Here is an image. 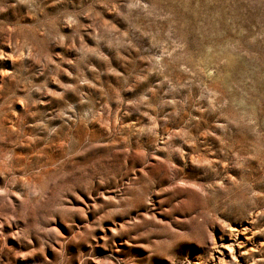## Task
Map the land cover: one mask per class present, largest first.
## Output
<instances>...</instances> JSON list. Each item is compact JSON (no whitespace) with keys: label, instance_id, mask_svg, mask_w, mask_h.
Masks as SVG:
<instances>
[{"label":"rangeland","instance_id":"374dc122","mask_svg":"<svg viewBox=\"0 0 264 264\" xmlns=\"http://www.w3.org/2000/svg\"><path fill=\"white\" fill-rule=\"evenodd\" d=\"M0 264H264V0H0Z\"/></svg>","mask_w":264,"mask_h":264}]
</instances>
